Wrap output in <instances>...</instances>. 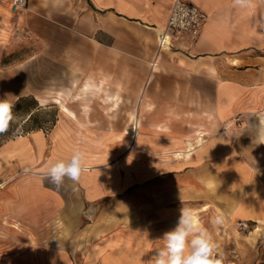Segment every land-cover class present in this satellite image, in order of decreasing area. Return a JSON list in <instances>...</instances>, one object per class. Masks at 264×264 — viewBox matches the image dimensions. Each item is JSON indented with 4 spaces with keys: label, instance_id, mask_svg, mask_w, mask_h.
<instances>
[{
    "label": "crops",
    "instance_id": "obj_1",
    "mask_svg": "<svg viewBox=\"0 0 264 264\" xmlns=\"http://www.w3.org/2000/svg\"><path fill=\"white\" fill-rule=\"evenodd\" d=\"M185 1L198 39L159 50L173 0H0L6 97L54 113L0 144V264H148L182 207L264 264V0ZM77 149L79 182L43 177Z\"/></svg>",
    "mask_w": 264,
    "mask_h": 264
},
{
    "label": "clouds",
    "instance_id": "obj_2",
    "mask_svg": "<svg viewBox=\"0 0 264 264\" xmlns=\"http://www.w3.org/2000/svg\"><path fill=\"white\" fill-rule=\"evenodd\" d=\"M235 3L242 5L245 0H235ZM16 119L14 104L7 98L0 99V134L6 133ZM259 139L264 143V136ZM86 171L85 154L77 149L66 159L50 161L43 177L59 188L66 180L79 182ZM212 223H221V216L214 217ZM162 240L163 246L155 250L148 264H223L222 255L217 253L218 245L192 209H180L176 226L164 233Z\"/></svg>",
    "mask_w": 264,
    "mask_h": 264
},
{
    "label": "built area",
    "instance_id": "obj_3",
    "mask_svg": "<svg viewBox=\"0 0 264 264\" xmlns=\"http://www.w3.org/2000/svg\"><path fill=\"white\" fill-rule=\"evenodd\" d=\"M26 7V0H9V10L18 14ZM206 20V15L194 4L185 0H173V4L165 27L160 31L158 38V49L164 50L170 46L173 37L186 36L189 43H194L201 32ZM237 226L246 230L245 223Z\"/></svg>",
    "mask_w": 264,
    "mask_h": 264
},
{
    "label": "rangeland",
    "instance_id": "obj_4",
    "mask_svg": "<svg viewBox=\"0 0 264 264\" xmlns=\"http://www.w3.org/2000/svg\"><path fill=\"white\" fill-rule=\"evenodd\" d=\"M5 39H1L0 38V99H5L7 98V90L9 88V86L6 84V82L4 81L5 76L3 77V73H7L5 72V68L8 65L14 64L16 61H19V47H15L12 46L11 47V52L7 51V43L5 42ZM8 74V73H7ZM5 74V75H7ZM3 79V80H2ZM9 93V91H8ZM12 102V101H10ZM16 101L12 102L13 104ZM28 107L27 105L25 106V108ZM50 108L44 107V108H38V109H34L32 111V116H25L23 115V112L21 111H14L15 115L17 116V119L14 123H12L9 127V131L8 133H3L0 134V140H2L1 142H4L6 140H8L9 138L15 137V136H19V134L25 133V132H29L34 130L35 128L38 127H46L48 125V123L50 122V120L53 119L54 117V113L52 112V110H49ZM31 116V117H30ZM247 225V224H246ZM249 229V226L247 225V229ZM245 231V230H244ZM257 264V263H255Z\"/></svg>",
    "mask_w": 264,
    "mask_h": 264
},
{
    "label": "trees",
    "instance_id": "obj_5",
    "mask_svg": "<svg viewBox=\"0 0 264 264\" xmlns=\"http://www.w3.org/2000/svg\"><path fill=\"white\" fill-rule=\"evenodd\" d=\"M28 106V107H26L25 108V106ZM36 108V106H35V103L32 101V100H30L29 98H18L17 100H16V102L14 103V111H21V112H23V115H27V116H29V115H31L32 116V111L34 110ZM30 116V117H31ZM38 128H40V129H43V127H38ZM37 129V128H36ZM45 130V129H44ZM9 131V130H8ZM8 131H7V133H8ZM2 140H0V144L2 143L1 142Z\"/></svg>",
    "mask_w": 264,
    "mask_h": 264
}]
</instances>
